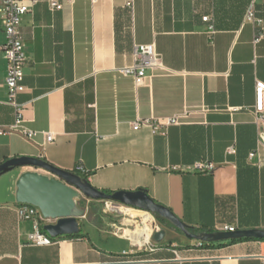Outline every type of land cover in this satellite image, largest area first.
Wrapping results in <instances>:
<instances>
[{"label":"crops","instance_id":"0c3cea01","mask_svg":"<svg viewBox=\"0 0 264 264\" xmlns=\"http://www.w3.org/2000/svg\"><path fill=\"white\" fill-rule=\"evenodd\" d=\"M59 1L62 8L51 10L40 0L21 19L25 88L18 101L24 104V125L35 135L1 134L0 163L32 156L67 171L80 165L79 175L107 193L145 189L193 233L223 224L264 230V131L252 114L255 82L264 83V0L253 2L259 22L245 20L253 0ZM4 39L0 22V45ZM148 43L166 70L148 69L135 90L132 77L118 70L133 63L136 45ZM6 73L0 50V128L15 117ZM162 117L177 123L132 128L137 119ZM198 162L213 169L193 170ZM25 171L31 169L0 176V264L264 260V241L196 248L197 240L173 226L163 227L154 251L137 253L128 237L116 234L109 217L91 216L89 204L99 201L83 198L79 207L85 215L76 235L32 245L31 222L16 213L15 182Z\"/></svg>","mask_w":264,"mask_h":264},{"label":"built area","instance_id":"2783aa9c","mask_svg":"<svg viewBox=\"0 0 264 264\" xmlns=\"http://www.w3.org/2000/svg\"><path fill=\"white\" fill-rule=\"evenodd\" d=\"M39 1L40 0H0V22L5 34V39L4 42L0 45V50L6 61L7 71L4 85L7 91L8 103L13 106L15 112L13 123L6 128H0V135L10 131L18 132L26 138H31L35 135V131L25 127L24 119L22 117V110L24 104L18 101L19 94L22 93L25 88L23 85V67L26 59L25 52L23 49V35L21 32L20 24L22 17L25 14L29 13L31 11L32 6L38 3ZM46 1L51 10H60L63 6V3L59 0ZM253 2L254 0L251 2L246 11L245 20L251 22H259V20L256 19L254 14ZM201 19L207 22L210 20V17L203 16ZM209 28L211 29L212 26L210 25ZM148 69L158 71L166 70L162 62L161 56L157 53L153 43L136 45L133 56V63L129 66L120 68L118 72L124 76L132 77L134 89L136 90L146 78V71ZM254 93L255 103L252 109L253 122L258 129L264 131L263 82H255ZM176 123L177 121L175 117H162L153 120L137 119L132 123V128L135 130L141 126H150L156 128L158 126H169ZM44 136L47 141L51 140L50 134H45ZM260 138L261 141H264L262 137ZM228 152L232 153L233 148H229ZM254 154L255 153L252 152L249 156L252 157ZM77 168L82 169L80 165ZM212 169L213 166L211 164H206L202 162H198L193 166V170L202 173H207ZM106 202H109V208L112 211H115L116 213L125 214L122 209L128 208L134 211L150 214L151 216L153 215L148 211L126 206L118 202ZM16 213L20 220L31 222L32 230L27 235V239L30 244L36 246H44L51 245L54 243L55 238L50 237L42 228L47 219H44L42 217L37 207L28 204L17 203ZM127 216L135 219V217H132L131 215L127 214ZM129 226L131 227V225L126 224V226L124 227ZM235 229L237 228L232 225L223 224L215 227L213 231H234ZM156 231H158V228L155 226L149 236L148 242L142 245L133 244L132 241L130 239L129 240L134 247H141L146 252H152L155 250V246L153 244L154 241H152L151 236ZM204 245V241H197L194 247L201 248ZM262 264H264V260Z\"/></svg>","mask_w":264,"mask_h":264},{"label":"water","instance_id":"95a60500","mask_svg":"<svg viewBox=\"0 0 264 264\" xmlns=\"http://www.w3.org/2000/svg\"><path fill=\"white\" fill-rule=\"evenodd\" d=\"M19 167H34L52 175L37 171L21 173L15 182V202L28 204L39 209L42 217L53 223L43 225V230L50 237L72 236L79 232V219L85 215L84 207H79L80 199L118 202L126 206L152 213L161 221L170 223L190 240L204 242H231L239 240L264 241L262 229H235L234 231H211L193 233L166 207L151 199L145 189L134 191L119 190L111 193L99 190L71 171L62 170L49 164L40 157H12L0 163V176ZM165 231L153 233L154 241L162 240Z\"/></svg>","mask_w":264,"mask_h":264},{"label":"rangeland","instance_id":"374dc122","mask_svg":"<svg viewBox=\"0 0 264 264\" xmlns=\"http://www.w3.org/2000/svg\"><path fill=\"white\" fill-rule=\"evenodd\" d=\"M28 168H30L31 171H37V172H39L41 174L47 175L49 177H52L51 174H49L48 172H45V171H43L41 169H36L34 167H28ZM16 170H17V168L12 169V170L6 172L5 174H3L2 177H6V175H9L12 172L15 173ZM3 179H6V178H3ZM2 181H4V180H2ZM98 201H99L98 204H95V203H92V202H91V204H89V211L91 213V216H92V214H94V215L96 214V217H99L100 215L109 217L110 218V222H112L113 224H115L114 230H115L116 234L119 235V236L122 235V236H125L127 238V236L125 235V232L126 231H124V230L125 229H133L134 228L133 225H131V227L130 226L129 227L121 226L120 223L125 224L124 223V219H132V220H134V221H136L138 223L140 221V219L142 218L141 217L142 214L140 212L130 211V213H127L125 211L126 209H122V211L125 214L116 213L115 211H112L109 208V205H110L109 202L102 201V200H98ZM127 214L128 215H131L132 217H135V219L134 218H130L129 216H127ZM152 216H153V219H154L153 223L151 224L152 230H153V228L155 226L158 228V231L160 229H163L164 226L172 227V225L170 223L165 222L163 220L161 221L160 219L155 218L154 215H152ZM151 238H152V236H151ZM152 241H154L153 238H152ZM192 241L195 242L196 240H192ZM135 251L137 253H144L145 252L143 250V248H141V247H135Z\"/></svg>","mask_w":264,"mask_h":264},{"label":"bare ground","instance_id":"6f19581e","mask_svg":"<svg viewBox=\"0 0 264 264\" xmlns=\"http://www.w3.org/2000/svg\"><path fill=\"white\" fill-rule=\"evenodd\" d=\"M127 213H130V211H134L132 209L125 208ZM138 212V211H134ZM142 218L137 223L136 221L132 219H124V223L127 225H133V229H125V235L133 241L134 244L142 245L149 240V236L152 232V221L153 218L150 214L142 213Z\"/></svg>","mask_w":264,"mask_h":264},{"label":"trees","instance_id":"16d2710c","mask_svg":"<svg viewBox=\"0 0 264 264\" xmlns=\"http://www.w3.org/2000/svg\"><path fill=\"white\" fill-rule=\"evenodd\" d=\"M71 172L76 173L77 175H79V170H78V168L73 169ZM79 176H80V175H79ZM80 177H82V176H80ZM82 178L86 179L85 176L82 177ZM211 244H212V243L209 242V241L205 242V245H211Z\"/></svg>","mask_w":264,"mask_h":264}]
</instances>
